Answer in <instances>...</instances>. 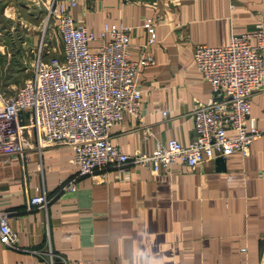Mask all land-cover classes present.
<instances>
[{"label":"crops","instance_id":"1","mask_svg":"<svg viewBox=\"0 0 264 264\" xmlns=\"http://www.w3.org/2000/svg\"><path fill=\"white\" fill-rule=\"evenodd\" d=\"M6 1L3 15L17 18L22 0ZM76 1L69 11L88 29L122 22L130 27L131 59L145 50L153 57L136 78L142 114L127 113L110 134L131 156L172 138L192 140L193 111L212 97L196 45H228L264 15V0ZM148 18L157 21L153 43ZM251 113L262 135L249 154L234 152L194 170L174 163L153 173L131 162L125 173L112 166L63 189L77 172L71 147L30 150L25 161L0 156V210L20 236L17 248L0 242V264H264L262 93L253 95ZM44 194L46 207L30 204Z\"/></svg>","mask_w":264,"mask_h":264},{"label":"built area","instance_id":"2","mask_svg":"<svg viewBox=\"0 0 264 264\" xmlns=\"http://www.w3.org/2000/svg\"><path fill=\"white\" fill-rule=\"evenodd\" d=\"M76 4L68 0L48 7L61 47L53 46L47 53L42 38L30 50L31 77L14 94L0 88V156L25 161L30 150L71 147L77 172L63 189H72L78 178L112 166L125 173L131 162L157 173L174 163L194 170L207 160L225 162L234 152L249 154L262 135L251 108L253 95H264V15L254 31L233 35L228 45H196L195 62L211 84L212 97L193 111L192 140L184 144L172 138L158 143L151 153L131 156L111 143L110 134L127 113L142 114V89L136 78L153 57L145 50L139 61H133L130 27L121 22L105 23L100 31L88 29L69 11ZM144 26L150 43L155 42L157 21L148 18ZM30 204L46 207L48 198L33 196ZM19 240L8 214L0 210V242L17 248Z\"/></svg>","mask_w":264,"mask_h":264},{"label":"rangeland","instance_id":"3","mask_svg":"<svg viewBox=\"0 0 264 264\" xmlns=\"http://www.w3.org/2000/svg\"><path fill=\"white\" fill-rule=\"evenodd\" d=\"M44 1L43 4L42 0H22L17 9L18 17L9 19L3 15L9 1L0 0V88L8 94H14L31 77L34 55L30 50L40 45L43 33L47 53L53 46L58 50L61 47L57 22L49 17L48 11V7L58 3V0H49L47 4V0ZM25 35L31 44L24 42ZM33 37L37 43H34Z\"/></svg>","mask_w":264,"mask_h":264}]
</instances>
